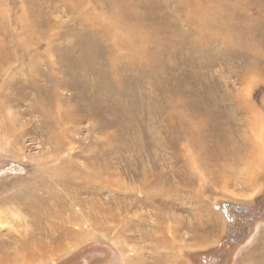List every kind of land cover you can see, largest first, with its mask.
<instances>
[{"label":"rangeland","instance_id":"374dc122","mask_svg":"<svg viewBox=\"0 0 264 264\" xmlns=\"http://www.w3.org/2000/svg\"><path fill=\"white\" fill-rule=\"evenodd\" d=\"M0 264H264V0H0Z\"/></svg>","mask_w":264,"mask_h":264},{"label":"flooded vegetation","instance_id":"af4514ba","mask_svg":"<svg viewBox=\"0 0 264 264\" xmlns=\"http://www.w3.org/2000/svg\"><path fill=\"white\" fill-rule=\"evenodd\" d=\"M87 253H88V252H84V253H82V254L76 256V258H79V257H81V256H83V255H85V254H87Z\"/></svg>","mask_w":264,"mask_h":264},{"label":"bare ground","instance_id":"6f19581e","mask_svg":"<svg viewBox=\"0 0 264 264\" xmlns=\"http://www.w3.org/2000/svg\"><path fill=\"white\" fill-rule=\"evenodd\" d=\"M14 251H16V250H14ZM15 253H16V252H15ZM3 255H4V256L2 257L3 259L7 258V256H8L6 253H3Z\"/></svg>","mask_w":264,"mask_h":264},{"label":"trees","instance_id":"16d2710c","mask_svg":"<svg viewBox=\"0 0 264 264\" xmlns=\"http://www.w3.org/2000/svg\"><path fill=\"white\" fill-rule=\"evenodd\" d=\"M213 259L207 257V262L212 263Z\"/></svg>","mask_w":264,"mask_h":264}]
</instances>
